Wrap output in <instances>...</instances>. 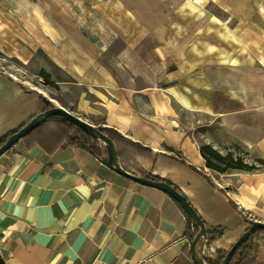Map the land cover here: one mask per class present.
<instances>
[{"label":"crops","instance_id":"obj_1","mask_svg":"<svg viewBox=\"0 0 264 264\" xmlns=\"http://www.w3.org/2000/svg\"><path fill=\"white\" fill-rule=\"evenodd\" d=\"M212 2L230 6L228 21L217 18L219 24L208 16L198 30L193 25L199 17L190 25L189 18L166 10L165 16L142 11L146 16L140 17L142 12L131 15L121 2L112 8L97 0H0V137L44 111L46 101L53 102L17 75V67L32 74V60L41 55L45 64L71 78L65 101L55 98L53 105L134 142L120 145L121 164L173 186L206 230L221 231L204 247L197 242L196 256L203 264L227 252L252 220L264 221V169L235 170L219 178L200 154L212 119L221 132L234 123L224 129L263 153L264 144L257 142L264 141V124L240 120V113L249 115L247 108L214 97L206 40L185 39L219 36L223 25L235 36H254L257 22L264 30L256 11L264 0ZM144 30L157 43L185 39L180 59L175 57L160 81L155 78L163 70L159 63L130 45ZM119 37L128 42L119 58L126 53L138 75L131 62L108 57ZM152 49L156 56L161 45ZM216 100L222 102L219 110ZM35 134L0 155V264H198L190 250V221L170 195L109 167L105 147L96 157ZM255 242L264 264V233Z\"/></svg>","mask_w":264,"mask_h":264},{"label":"rangeland","instance_id":"obj_2","mask_svg":"<svg viewBox=\"0 0 264 264\" xmlns=\"http://www.w3.org/2000/svg\"><path fill=\"white\" fill-rule=\"evenodd\" d=\"M100 1V5L104 3H111L112 8H119L120 6L116 3L121 2L122 8L128 11L131 15H140L142 11L147 12L148 15L165 16L167 12H172L176 16L189 18L187 24L190 25V20L199 17L198 21L193 25L194 29H200L206 18L210 16V20L218 22L217 18L224 19L226 14L230 13V6L227 4L213 3L216 0H153L154 6L158 5V10L153 6L152 0H97ZM232 3V0H231ZM259 4V3H258ZM257 6V12L261 14L264 19V6L259 4ZM120 5V4H119ZM128 8V9H127ZM139 9V10H138ZM167 12H166V11ZM145 12H142L141 16H146ZM215 15V16H214ZM173 16V15H172ZM228 21V17H226ZM233 22V21H232ZM244 23H248V20H243ZM230 24V23H229ZM182 26H178L177 30H180ZM192 28V27H191ZM222 30L218 33L219 36H208L204 38L199 37H187V42H200L206 40V49L208 54L209 65L207 67V76L209 80V89L215 98H224L226 100L235 102L236 105L248 109L249 115L244 116L247 113H240V120H250L257 126L263 122L264 124V30L263 26L256 24V33L252 32L254 36H243L241 34L234 35L232 31L225 25L222 26ZM130 43L131 46L135 47L137 51L144 53L147 58H153L162 67V72L155 78L159 81L164 77L166 69H169L178 58L177 54L184 48V37L176 38L170 37L164 43L154 42V37L147 31L144 30L141 36H135ZM128 42L119 37L115 44L109 49L108 57L111 60H127L131 62L127 54L124 53L119 58L120 51H123ZM153 45H161V52H154L152 49ZM173 46V47H172ZM124 47V48H123ZM168 50L171 53L167 54L165 51ZM37 56V55H36ZM183 54H181V57ZM38 58V59H37ZM36 59L32 60L31 71H23L20 67L16 68L17 75L20 78H27L33 87L39 88L44 91V94H49L53 98V104L57 101L55 98L65 101V89L67 85L71 83V78L64 72L55 70L50 64H45L41 55L37 56ZM130 64L133 65L131 62ZM166 66V68L164 67ZM42 67V68H41ZM133 67V72L138 75L137 70ZM146 72V70H144ZM49 73V75L46 74ZM48 88L44 89L43 86ZM51 103V104H52ZM52 104V105H53ZM222 102L220 100L215 101L216 110L221 109ZM250 118H249V117ZM221 126V125H219ZM232 126V127H230ZM234 123L223 125V131L218 130L217 122L215 120L209 121V127L207 138L201 145H209L221 155L230 153L233 158H240L243 163L253 166L251 171L258 172L264 169V157L263 150L258 145L254 147H248L239 141L235 136L227 132L226 129H233ZM221 128V127H220ZM222 130V129H221ZM264 144L262 137L257 144ZM209 169V168H208ZM216 176L220 178L219 174H228L235 169H227L224 172H218L212 170Z\"/></svg>","mask_w":264,"mask_h":264},{"label":"trees","instance_id":"obj_3","mask_svg":"<svg viewBox=\"0 0 264 264\" xmlns=\"http://www.w3.org/2000/svg\"><path fill=\"white\" fill-rule=\"evenodd\" d=\"M53 105L49 102H45V110L52 108ZM26 124V123H25ZM25 124L20 125L15 130L8 132L4 136L0 137V146L4 144V142L8 139V137L14 132L18 131ZM97 129L105 136H107L114 144L116 150V157L119 165L123 170L129 172L130 174L139 176V177H147L152 178L154 180L159 181L155 176L150 175L147 172H132L126 168V165L121 164V159L124 155V151H122V144L134 142L122 136L119 132L110 127L98 126ZM43 134H42V133ZM37 135H45L48 138L58 139L62 142H65L71 146L81 147L96 157H100L102 154V148L105 147L104 143L101 139H97L89 134L85 133L78 126L70 123L63 117L59 115H49L42 119L38 125L33 128L30 132L24 135L21 138H25L31 134ZM35 134V135H36ZM56 137V138H55ZM121 145V146H120ZM106 150V149H105ZM200 154L205 160V166L209 169L216 170L218 172H224L227 169H235V170H244L251 171L254 167L249 166L248 164L243 163L240 158H233L230 153L226 155H221L218 151L210 147L209 145H201L200 146ZM123 163V162H122ZM140 173V174H138ZM180 208L187 215L188 220L190 221L188 235L190 242L193 241L197 232L199 231V226L195 220L191 219V217L186 213L182 204L173 196H171ZM264 233L263 229H256L252 234L248 236L247 239L242 241L235 249L231 258L229 259L227 264H259L260 257V246L255 242V238L258 234ZM221 235L220 230H206V239L207 243L217 239ZM227 252L220 253L217 258L210 259L205 258V262L208 264H220V262L224 259Z\"/></svg>","mask_w":264,"mask_h":264},{"label":"water","instance_id":"obj_4","mask_svg":"<svg viewBox=\"0 0 264 264\" xmlns=\"http://www.w3.org/2000/svg\"><path fill=\"white\" fill-rule=\"evenodd\" d=\"M49 115H59L69 121L70 123L78 126L81 130H83L85 133L89 134L90 136H93L97 139H101L104 143L106 152L108 154V158L105 161V163L109 166L114 168L118 173L134 180L137 183H140L142 185H147L151 187H155L157 189H160L167 193L170 196L175 197L183 206L186 213L191 217V219L195 220L196 223L199 226V231L197 232L195 238L190 244V250L191 255L194 259V261L198 264H203L202 261L199 260V258L196 256L195 252V246L198 242V240L204 235L206 236V229L204 226L203 221L200 219V217L197 215L196 211L192 208V206L189 204L185 196H183L179 191H177L173 186L170 184L163 182V181H157L152 178H145V177H139L133 174H130L129 172H126L121 168V166L118 163L117 157H116V150L113 142L105 135H103L98 129L97 126L92 125L83 119H81L79 116L73 114L72 112L66 110L65 108L57 105H53L52 108L46 109L38 114H36L31 120H29L22 128H20L18 131L11 134L8 139L0 146V155L10 149L21 137L26 135L28 132H30L33 128H35L38 123L44 119L45 117ZM256 229H263L264 230V221L260 220H252L250 226L247 228V230L234 242V244L231 246V248L227 251L224 259L220 262V264H227L229 259L231 258V255L235 251L236 247L245 239L248 238L250 234H252Z\"/></svg>","mask_w":264,"mask_h":264},{"label":"built area","instance_id":"obj_5","mask_svg":"<svg viewBox=\"0 0 264 264\" xmlns=\"http://www.w3.org/2000/svg\"><path fill=\"white\" fill-rule=\"evenodd\" d=\"M207 242V239H206V236H202L199 240H198V245L199 246H203L204 247V245H205V243Z\"/></svg>","mask_w":264,"mask_h":264}]
</instances>
